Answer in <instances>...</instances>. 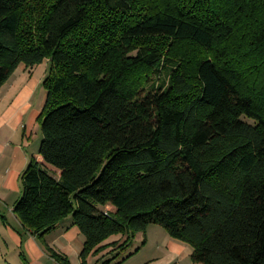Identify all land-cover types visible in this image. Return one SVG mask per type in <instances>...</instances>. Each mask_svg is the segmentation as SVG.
<instances>
[{"label": "trees", "instance_id": "16d2710c", "mask_svg": "<svg viewBox=\"0 0 264 264\" xmlns=\"http://www.w3.org/2000/svg\"><path fill=\"white\" fill-rule=\"evenodd\" d=\"M44 63L14 213L54 259L71 217L82 264L153 225L195 264H264V0H0V90Z\"/></svg>", "mask_w": 264, "mask_h": 264}, {"label": "crops", "instance_id": "0c3cea01", "mask_svg": "<svg viewBox=\"0 0 264 264\" xmlns=\"http://www.w3.org/2000/svg\"><path fill=\"white\" fill-rule=\"evenodd\" d=\"M44 68L37 76L36 68L30 71L21 65L0 90V264H25L23 255L29 264H62L36 236L23 229L14 213L23 195V174L33 158L43 162L39 118L47 100L43 83L49 64ZM44 240L71 264H82L85 237L71 217ZM123 240L122 236H114L103 246ZM111 250L107 248L99 255L90 256L88 264L111 260L114 257ZM130 254L133 255L121 263ZM192 256L190 245L173 239L164 228L153 225L146 234H139L133 247L112 264H195Z\"/></svg>", "mask_w": 264, "mask_h": 264}, {"label": "rangeland", "instance_id": "374dc122", "mask_svg": "<svg viewBox=\"0 0 264 264\" xmlns=\"http://www.w3.org/2000/svg\"><path fill=\"white\" fill-rule=\"evenodd\" d=\"M45 64H46V63H44L43 65L38 66V67L36 68L35 71H36V75H37V76H40V75L42 74V72H43L44 69H45V68H44V67H45Z\"/></svg>", "mask_w": 264, "mask_h": 264}]
</instances>
